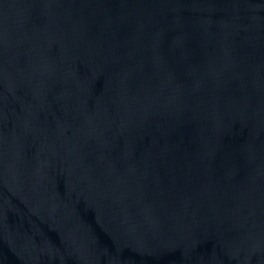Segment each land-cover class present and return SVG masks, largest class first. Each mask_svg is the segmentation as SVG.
<instances>
[{"label": "water", "instance_id": "water-1", "mask_svg": "<svg viewBox=\"0 0 264 264\" xmlns=\"http://www.w3.org/2000/svg\"><path fill=\"white\" fill-rule=\"evenodd\" d=\"M0 264H264V0H0Z\"/></svg>", "mask_w": 264, "mask_h": 264}]
</instances>
